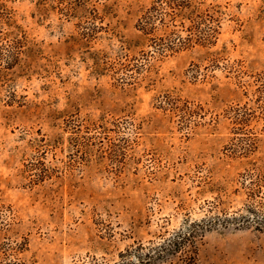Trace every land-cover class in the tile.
Listing matches in <instances>:
<instances>
[{"label":"rangeland","instance_id":"rangeland-1","mask_svg":"<svg viewBox=\"0 0 264 264\" xmlns=\"http://www.w3.org/2000/svg\"><path fill=\"white\" fill-rule=\"evenodd\" d=\"M81 1L0 11V46L28 40L14 69L0 56V264H114L193 222L264 218V0H204L217 46L165 58L137 29L154 0ZM252 223L160 264H264Z\"/></svg>","mask_w":264,"mask_h":264},{"label":"trees","instance_id":"trees-1","mask_svg":"<svg viewBox=\"0 0 264 264\" xmlns=\"http://www.w3.org/2000/svg\"><path fill=\"white\" fill-rule=\"evenodd\" d=\"M4 1L0 0V11L3 14L5 12ZM80 4L88 5L90 0H83ZM220 8V6H207L204 0H154L152 6L138 21L137 29L142 33L143 38L155 43V54L160 58H165L169 53L191 50L196 46L211 49L217 46L220 35L222 20ZM68 13H70L69 8ZM5 16L11 20L10 13L5 12ZM3 37L9 38L10 35H3ZM7 42L0 46V56L4 61L6 60L4 69L12 70L19 65L21 56L24 54L22 47L28 40L22 34L16 36L13 41ZM131 47L129 45L125 50L130 53L133 49ZM248 115L250 113L247 109L237 108L233 120L240 124L246 121ZM243 149L241 154H235L238 155L237 158L251 159L256 153L254 146ZM252 222L257 223L256 227L259 231H264V218L260 219L257 216L250 221L233 218L225 221L203 219L193 222L157 246L148 249L140 248L137 253H134V259H123L114 264H160L180 254H194L196 241L214 228L245 229L246 225L248 223L252 225Z\"/></svg>","mask_w":264,"mask_h":264}]
</instances>
